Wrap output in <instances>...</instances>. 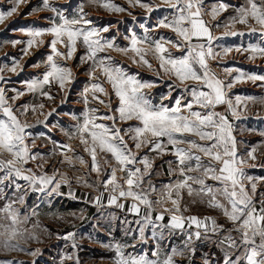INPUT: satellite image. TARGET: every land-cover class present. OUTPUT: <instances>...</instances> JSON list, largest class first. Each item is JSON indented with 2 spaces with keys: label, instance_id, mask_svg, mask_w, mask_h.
Returning a JSON list of instances; mask_svg holds the SVG:
<instances>
[{
  "label": "snow or ice",
  "instance_id": "1",
  "mask_svg": "<svg viewBox=\"0 0 264 264\" xmlns=\"http://www.w3.org/2000/svg\"><path fill=\"white\" fill-rule=\"evenodd\" d=\"M26 0H11L12 6L6 10H0V24L17 13L20 6ZM93 4H100L108 12L123 13L128 11L113 0H91ZM174 11L172 16H164L158 20L156 27L170 29L176 39L161 35L158 39L152 40L149 36V29L145 28V34L138 37L132 33L129 44L120 46L115 38H106L103 34L108 33L113 27L111 24L96 27L92 19L87 18L83 6L77 13L66 15L65 9L57 7L52 0H42L39 7L33 12L49 11L53 13L48 17L50 24L42 28H21L28 39L12 40L11 44L24 45L21 52L23 56L30 55V50L43 47L46 43L45 36L51 37L47 41L49 49L43 65L34 64L33 67L43 66L45 71L32 79L25 81L28 93L47 98L54 101L52 94L54 86L67 94L68 86L74 81L73 68L68 61L76 58L78 48L82 47L84 52L79 56V64H87L86 75L88 83L80 93L82 102L85 105L82 116H74L77 121L73 129L65 132L69 140L79 138L84 145V150L91 158L89 175L95 172L97 176L104 174L103 181L97 179L91 184L87 180L83 182L87 187H95L98 195L92 198L97 208H104V194L108 193L107 207L115 206L124 209L125 204L121 200L133 201L129 210L137 216H141L143 206L144 214L136 221L137 228L125 230L124 241H117L109 245L114 256V264H176L174 257L184 255L186 252L195 254L192 247L194 240H210L212 236H219L218 243L224 248L223 264H264V193H261L259 201L255 199L257 193V179L247 175L244 166L248 159L255 160L256 149L252 148L244 155H238L237 139L234 135V120L240 118L238 108L241 104V97L236 96L235 101L229 97V91L239 82L245 79L264 82V75L246 73L238 68H224V72L231 79H221L211 68L210 61L222 58L233 51L232 47H224L216 44L217 40L223 37L213 35L208 22L203 19V0H162ZM130 7L139 6L151 13L158 8L154 0H128ZM231 5L221 0L218 5L210 10L211 16L215 19L220 13L227 11ZM238 15L232 18L231 25L236 23L247 24L249 19L261 26L260 35L264 37V0H246V3L237 7ZM219 27V25H216ZM143 27V25H142ZM251 31L255 33L256 28ZM225 36H244V32L226 31ZM149 44L146 48L144 45ZM168 45L181 51V55L174 56ZM220 48L221 51H216ZM116 51L127 55L133 53L134 64L147 67L158 73L174 77L169 83L168 95L163 100L171 97L174 89H180L190 99L182 103L186 96L177 97L172 104L154 103L147 93V89L155 87V82L141 80L138 73H130L123 64L116 61L109 51ZM237 52L241 50L249 52L250 59L255 60L257 56L264 57V46L248 45L247 48L237 46ZM158 62L159 67L155 68L147 56ZM23 70L20 62L13 58L12 66L9 69L16 73ZM3 68H0V153L9 154L10 158L0 160V171L4 172L0 178V184L4 181H12L18 178L27 183L32 192L43 193L49 197L60 196L62 185L69 187L68 195L73 196L71 182L66 174L54 171L52 175L47 173L35 174L31 169L26 171L21 166L30 160L44 159L39 152L33 153L35 137L29 145V137L32 133L28 131L32 125L28 124L26 117L29 110L35 115L51 116L55 109L47 112L42 111L44 103L38 105L23 104L17 108L14 102L24 95V92L15 88L7 89L5 85L9 79L3 75ZM235 72L236 75L232 76ZM99 73V75H97ZM192 81L191 85L188 84ZM111 87V94L108 91ZM264 87V83L261 84ZM14 93L8 96L7 92ZM116 99V108L112 109V97ZM107 97V100L102 99ZM247 100L256 101L255 97H247ZM90 102L103 104L109 109L106 113H100L96 107H88ZM264 103V98H260ZM64 99H61V104ZM226 106L224 111H217V107ZM246 107V105H245ZM230 117L232 119H230ZM109 121L110 123H105ZM134 121V124L128 122ZM47 127L45 121H38ZM124 123L127 127L121 128L118 125ZM63 130V129H62ZM43 135V134H41ZM127 137V139H125ZM51 140V137H45ZM131 141V145L129 144ZM53 155H63L70 165L72 158L67 153L74 152L70 144L60 143L52 140ZM61 151L58 153L56 149ZM148 148V152L141 155V150ZM98 153L110 154L115 161V166L110 169L102 168L98 160ZM171 154L174 160L168 161V173L175 177V180L159 191V199L153 201L150 196L157 192L151 181H148V188L144 189L145 176L150 174L154 157ZM74 158L80 165H87L88 162L83 155H75ZM64 160L61 162L63 163ZM142 166V167H141ZM120 172L122 175L117 176ZM211 180L214 183L209 184ZM250 184V188L247 185ZM103 191H100V189ZM18 196L13 203L25 202L27 189H21L16 185ZM199 198L200 203L219 210L222 215L232 224L230 229H225L217 222L215 217L201 218L196 215L187 216L183 212L187 207L182 208L183 194ZM193 203L197 200L193 199ZM170 203L171 208H164L153 218L156 212V205ZM259 205V207L257 206ZM3 217H0V244L8 251L24 249L19 247L17 238L22 235L21 226L27 222L28 217L21 219L18 209L13 204H7L3 208ZM165 213L169 214L168 223H163ZM36 213L33 212V215ZM108 219H115L114 214L108 213ZM125 223H130L125 221ZM151 226V238L157 243L152 258L147 254H134L138 242H147L145 229ZM34 227H36L34 225ZM195 231H187V229ZM167 230V231H165ZM181 231L185 235L183 248H171L161 252V242ZM26 231V230H25ZM235 232L238 235L233 236ZM30 239L39 241V237L32 233ZM58 239L71 242L73 254H66L63 261H73L80 264V259L75 250L78 242L75 232H67ZM132 249L133 251H128ZM40 249L29 252V255L36 256ZM233 253H236L235 256ZM6 264H12L11 261ZM209 264V261H205Z\"/></svg>",
  "mask_w": 264,
  "mask_h": 264
},
{
  "label": "rangeland",
  "instance_id": "2",
  "mask_svg": "<svg viewBox=\"0 0 264 264\" xmlns=\"http://www.w3.org/2000/svg\"><path fill=\"white\" fill-rule=\"evenodd\" d=\"M52 2L57 7L65 9L66 15L77 13L79 8L83 6L85 13L88 14L87 18L92 19L96 27L109 24L113 26L108 33H104L103 35L106 38L114 37L115 42L122 47L129 44V39H125V37H130L132 33H135L138 37H142L145 34V28L149 29L148 34L152 40L158 39L161 35L172 37L174 40L176 39L175 34L172 33L170 29L156 27L158 20L164 16L170 17L174 14V11L167 5L163 4L162 0H154V5H159V7L155 8L151 13H148L146 9L139 6L130 7L128 0H113L114 3L129 9L131 15L128 14V11L123 13L108 12L101 7L100 4H93L91 0H52ZM143 2H148V0H143ZM220 2L221 0H203V19L208 22L214 36L223 37V39L217 40L215 43L221 45L224 44V47H232L233 51L227 55L222 54V58L218 57L216 60L210 61L212 70L221 79L225 80L231 79V77L227 76L224 72V68L226 67L238 68L246 73L264 75V57L257 56L256 59L253 60L250 59L251 54L249 52L243 50L237 52L235 50L237 46L247 48L250 44L264 46V37L260 35V31L262 30L261 26L256 24L254 20L249 19L247 24L236 23L228 28L225 27V25H231L232 18L238 15L236 8L245 4L246 0H223V2L228 3L231 6L227 11L220 13L219 16L213 19L210 10ZM41 4L42 0H26V2L20 6L17 13L13 14L12 17L0 24V68L4 69L2 74L9 79V82L5 87L7 89L15 88L17 91L24 92L23 96L14 102L10 101V103H14L17 108L23 104L38 105L39 103H44L45 107L42 111L45 113V111H52V109H55L60 105L62 98L65 103L72 102L73 106L84 104L81 100L80 93L89 81L88 76L86 75L88 65L79 64V56L84 52V49L79 47L76 58L68 61V65L73 68L74 81L68 86L69 91L66 95L56 86L52 88V94L55 96L54 101H48L47 98L27 92L25 81H31L45 71L43 66L36 68L33 67V65L37 63L43 65V61L49 52L47 41H49L51 37L45 36V45L39 49L34 48L30 50V55L28 56H23V53L21 52L24 45L21 44L14 47L11 44V41L16 39L26 41L28 39L24 33L19 31L21 28H42L49 26L50 21L48 17H51L53 13L49 11H32L34 8L41 6ZM11 6V0H0V10H6ZM216 25H219V27ZM252 28H256L257 31L253 33L251 31ZM233 30L244 32L245 35L234 37L224 35L226 31ZM144 47L148 48L150 45L146 44ZM168 47L174 56L181 55V51H178L170 45H168ZM216 51H221V49L217 48ZM109 55L123 64L128 72L138 73L141 80L155 82V87L146 90L154 103H160L162 101L164 104L170 105L177 97L181 95L186 96V94L181 93L180 89L177 88L172 91L171 97L168 100H163V97L168 95L169 83L174 81V77L134 64L132 62V56L134 54L131 52L124 55L110 50ZM13 58L20 62L23 68L22 71L18 69L16 73H13L9 70L12 66ZM147 58L151 60L155 68L159 67L158 62L152 57L151 53H149ZM97 75H99V73H97ZM235 75L236 73L233 72L232 76ZM192 83L194 82H188L189 85ZM262 83L264 82H253L245 79L243 82L237 83L235 87L229 91V97L232 98L233 101H235L236 96L241 97V104L238 108L240 118L234 120V135L237 139L238 155H244L247 158V153L252 148L256 149L254 153L256 159H248L247 164L244 166L246 174L254 178H264V103L259 102L260 98H264V87L261 86ZM108 91L111 94L112 90L110 86H108ZM7 95L12 96L14 93L8 91ZM247 97H255L257 99L256 101H250L246 99ZM102 99L107 100V97H102ZM188 99H190V97L186 96L185 100H182V103H186ZM112 101V109L114 110L117 103L114 96L112 97ZM88 107H96L99 109L100 113H106L109 111L107 107L98 102H90ZM225 108L226 106L224 105L218 106L217 111H224ZM42 117H44V115H40L39 112L33 115L31 110H29L26 117H22V119L27 120L28 124L32 125L30 128L32 130L30 132L33 137H36L38 134V124H41L38 123V121H43ZM230 119L232 118L230 117ZM36 146L37 143L35 142L34 147ZM166 155H156L159 167L160 164L165 161V164L162 166L164 167L167 165L169 157ZM102 156L106 159H112L110 154L102 153ZM0 157L7 159L5 153H0ZM59 167L61 169H67V164H59ZM96 177L100 178L101 175H96ZM156 178L158 179L157 187L159 191L163 189L164 185H167L166 183L170 179L169 174L164 173L161 168H159ZM256 182L257 193L255 199L259 201L261 193H264V179H257ZM208 183L212 184L214 182L209 180ZM247 187L250 188V184H248ZM183 196L184 200L182 202L183 205L187 207L188 212H198L201 214H211L214 212L221 214L220 220L224 223V228L227 230L232 227L231 222H229L219 210L210 208L205 203H200L199 198L194 196L190 197L186 192ZM193 199H196L197 202L193 203ZM152 200L155 201V196ZM60 205L62 206L58 216L56 215L54 218V215H49L48 221L50 224L42 225L37 223L36 218L33 221L30 232L24 235L25 239H23L24 241L22 242L31 247L29 252L40 249V253L36 256H32L25 250H14L15 253L22 252L19 257H15L16 259H19L21 264H62V258L66 254H73L74 250L71 248L70 241L61 239V243L59 244L60 248L55 253L44 250L51 247L56 241L54 240L56 234L60 233L63 236L67 232L76 233L78 248L75 250V254L79 256L80 264H114V253L109 245L117 241L126 240L127 238L124 233L129 227H138L136 221L139 219H134L133 217L128 216H121L122 218L118 219L117 214L110 211V213L114 214L115 219L109 220L107 213H104V216H102L103 214H101V212L95 210V215L91 220L90 225L87 227L88 231L85 230V227L80 230L79 226L82 224V220L85 219L83 216L84 212H82L79 207L77 210H74L71 203L62 202ZM257 206L259 207L258 204ZM125 221L130 223H125ZM34 225L36 227H34ZM76 227L77 230L75 229ZM190 231L194 230L191 229ZM32 233H35V235L39 237V241L29 238ZM224 234L226 233H220L219 236H212L210 240H194L192 247L195 248V254L193 255L186 252L184 255H177L174 257L176 264H205V261H209V264H223L225 252L224 248L219 245L218 238L222 237ZM232 235L237 236L238 234L233 232ZM145 236L147 242H138L134 254H147L152 258V253L155 251V245L157 242L151 238V226L145 229ZM185 238L186 237L183 233L179 234V232H174L172 236L167 237L161 242V252L170 250L171 248H183ZM128 251L133 250L128 249ZM235 254L236 253H233L234 256ZM1 257L2 256H0V258ZM63 264H74V260L63 261Z\"/></svg>",
  "mask_w": 264,
  "mask_h": 264
},
{
  "label": "crops",
  "instance_id": "3",
  "mask_svg": "<svg viewBox=\"0 0 264 264\" xmlns=\"http://www.w3.org/2000/svg\"><path fill=\"white\" fill-rule=\"evenodd\" d=\"M224 46V44H223ZM78 105V104H77ZM85 109L84 104H79L78 106H73L72 102L69 103H63L58 105L55 108V111L52 113L51 116L42 117V120L47 123V127L43 123L38 124V134L35 137V142L37 143L36 147H33L31 151L33 153L39 152L44 159H36V160H30L27 164L22 165L21 167L25 169V175L29 174L26 170L31 169L33 173L39 175L42 173H47L48 175H52L54 171L58 170L61 174H66V176L70 179L71 182V191L74 194L75 198L73 196L68 195L69 187L67 185H62L60 191L63 193L60 196L52 195L51 197L39 193V192H32L30 188H28L27 183L24 180L16 179L15 182L12 181H4L3 184H0V217H3V208L7 205L12 203L13 207L18 209L21 219L24 217H28V220L26 223H24L21 226V232L22 235H20L17 238L19 247L24 249L27 253H29L30 248L28 244H24L23 239H25V234L30 232L31 225L33 224V221L36 218V222L40 223L42 225L50 224L49 215H54V218L56 215L60 213V208L62 205V202L71 203V206L74 210H77L78 207L81 209L82 212H84V220H82V224L79 226V229L85 227V230L88 231L87 227L90 225L91 220L94 217L95 210L97 212H101L104 216V213H110L115 212L117 214V218L120 219L122 217H133L134 219H140L141 216L144 214L143 212V206L141 211V216H137L134 213H132L129 210V206L133 202L131 198L128 200H121L122 203L125 204L124 209L116 208L115 206L107 207V197L108 193L104 194V208H97L93 203H91V200L93 197L98 195V190L93 187H87L84 185L83 182L78 183L77 178H81V181L87 180L89 184H91L93 181H96L97 179L103 181L104 174H101V177H96V173L92 172L89 175V167L91 163V158L87 152L84 150V145L81 143L79 138H73L69 140V137L65 135V132L71 130L76 125L77 121L73 119L74 116H82L83 111ZM47 112L45 111V114ZM105 123H110L109 121H105ZM129 124H134V121L128 122ZM121 128L127 127V124L121 123L118 125ZM63 129V130H62ZM32 129H28L30 132ZM43 134V135H41ZM45 137H51V140L45 139ZM33 136L29 137L28 141H26L29 145L32 142ZM127 139V137H125ZM54 140L57 142V144L60 143H67L70 144L74 152H69L67 155L72 158V164L70 165L66 160H64L63 155H53V144L51 141ZM131 141H129V144L131 145ZM56 151L59 153L61 150L59 148L56 149ZM148 152V148H143L141 150V155ZM7 156V159L10 158L9 154L5 153ZM75 155H83L84 159L88 162L87 165H80L79 161L74 158ZM150 157H154L153 160V166L150 171V174L148 176H145L144 180L145 183L142 185L144 189L148 188V181H151V184L154 185L157 189V192H153L150 196V199H153L155 196V200L159 199V190H158V182H157V174L159 171V168L166 173H168V167L169 164L167 163L166 166H162L165 164L163 162L160 164V167L158 165V161L156 160L155 153H149ZM166 156L169 157V161H172L175 159V157L171 154H167ZM6 160V158L0 157V160ZM64 160L63 163L67 164V169H61L59 167V164H63L61 161ZM98 160L100 161V164L102 168L110 169L111 167L115 166V161L113 158H104L102 156V153H98ZM168 160V159H167ZM58 163V165H57ZM142 167V166H141ZM4 175L3 171H0V178H2ZM122 173L118 172L117 176L120 177ZM170 179L167 181L166 184H169L170 182L175 180V177L169 174ZM16 185H20L21 189H27V196L25 197V202L23 204L21 203H13L17 200L18 191L16 188ZM100 191H103L102 187ZM184 200V196H183ZM182 200V201H183ZM181 206L183 208V202H181ZM157 211L153 212V218L158 214L159 211H163L164 208H171L172 205L170 203L165 205H156L155 206ZM33 212L36 214L33 215ZM106 215V214H105ZM183 215L185 217L196 215L201 218L204 217H215L217 219V222L224 226V223H222L221 214L217 213H211V214H201V213H195V212H183ZM122 216V217H121ZM169 220V214L165 213V220L163 223H168ZM78 227V226H77ZM77 227L75 228L77 230ZM26 230V231H25ZM190 231L191 229H187V231ZM195 231V229L193 228ZM179 232V234L183 233L179 230L175 231ZM58 236H62L60 233L56 234L54 237V240H56L51 247L46 248L44 251H51V252H57L60 248L61 239H58ZM0 264H6V262L11 261L12 264H21L19 259H16L15 257H19L22 252H16L15 251H7L3 248L2 244H0ZM21 251V250H20ZM25 253V252H24ZM53 253V254H54Z\"/></svg>",
  "mask_w": 264,
  "mask_h": 264
},
{
  "label": "built area",
  "instance_id": "4",
  "mask_svg": "<svg viewBox=\"0 0 264 264\" xmlns=\"http://www.w3.org/2000/svg\"><path fill=\"white\" fill-rule=\"evenodd\" d=\"M204 243H205V241H204Z\"/></svg>",
  "mask_w": 264,
  "mask_h": 264
}]
</instances>
